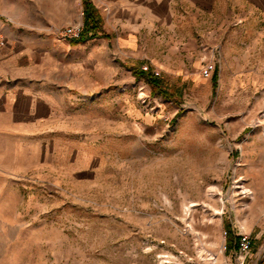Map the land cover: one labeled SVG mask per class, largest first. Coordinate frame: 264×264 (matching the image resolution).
I'll return each instance as SVG.
<instances>
[{
  "label": "rangeland",
  "instance_id": "1",
  "mask_svg": "<svg viewBox=\"0 0 264 264\" xmlns=\"http://www.w3.org/2000/svg\"><path fill=\"white\" fill-rule=\"evenodd\" d=\"M84 1L0 0V27L61 39L60 27L85 30ZM147 37L176 58L166 35ZM197 38L205 60L178 72L113 49V82L80 99L76 154L1 176L0 264H251L264 252V65H209L218 47ZM132 67L154 69L176 97ZM241 234L253 238L244 263Z\"/></svg>",
  "mask_w": 264,
  "mask_h": 264
},
{
  "label": "crops",
  "instance_id": "2",
  "mask_svg": "<svg viewBox=\"0 0 264 264\" xmlns=\"http://www.w3.org/2000/svg\"><path fill=\"white\" fill-rule=\"evenodd\" d=\"M91 1L103 15L104 32L83 43L1 27L0 179L40 172L42 165L71 146L76 154L82 124L80 99L113 82V49L135 63L163 69L177 66L173 71L178 72L205 60L195 56L197 35H202L205 51L218 47L219 57L209 65H264L258 61L264 59V0ZM157 34L167 36L163 41L178 52L176 58L151 52L160 42L152 39L150 47L147 36ZM229 57L232 63L226 61ZM102 66L105 79L98 75ZM251 264H264V252Z\"/></svg>",
  "mask_w": 264,
  "mask_h": 264
},
{
  "label": "trees",
  "instance_id": "3",
  "mask_svg": "<svg viewBox=\"0 0 264 264\" xmlns=\"http://www.w3.org/2000/svg\"><path fill=\"white\" fill-rule=\"evenodd\" d=\"M84 18H85V30L83 36L75 40L74 42L79 44L89 39H93L104 32V19L99 9L92 3L91 0L84 1ZM132 70L137 79H145L152 87L153 92L162 95L165 98L173 99L176 97L172 91H170L160 75L156 74L151 67L147 69L132 67ZM215 78L217 77L218 69L215 70ZM177 88V87H176Z\"/></svg>",
  "mask_w": 264,
  "mask_h": 264
},
{
  "label": "built area",
  "instance_id": "4",
  "mask_svg": "<svg viewBox=\"0 0 264 264\" xmlns=\"http://www.w3.org/2000/svg\"><path fill=\"white\" fill-rule=\"evenodd\" d=\"M56 34L63 40L73 41L80 39L84 32V25L82 23L68 25L66 27H60L56 29ZM4 38L3 32L0 27V47L3 45ZM253 245V238L249 235L241 234L240 237V253L243 257L242 263L245 262L247 255L249 254Z\"/></svg>",
  "mask_w": 264,
  "mask_h": 264
},
{
  "label": "bare ground",
  "instance_id": "5",
  "mask_svg": "<svg viewBox=\"0 0 264 264\" xmlns=\"http://www.w3.org/2000/svg\"><path fill=\"white\" fill-rule=\"evenodd\" d=\"M256 81L258 82V80H256ZM243 189H245V191H244L245 194L250 193V190H248L247 188L243 187ZM212 195H213V194H212ZM199 205L204 206V204H199V203H197V202H191V206H190V208H191V209H195V208L198 207ZM160 264H164V262L162 261V262H160ZM212 264H220V261H219L218 259H216L215 262L212 263Z\"/></svg>",
  "mask_w": 264,
  "mask_h": 264
}]
</instances>
